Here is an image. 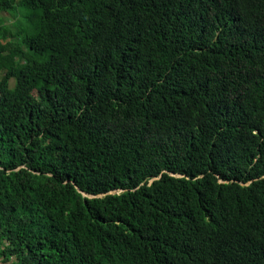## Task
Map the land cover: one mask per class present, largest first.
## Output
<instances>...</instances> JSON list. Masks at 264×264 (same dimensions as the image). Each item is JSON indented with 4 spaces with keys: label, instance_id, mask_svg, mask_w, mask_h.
Segmentation results:
<instances>
[{
    "label": "trees",
    "instance_id": "1",
    "mask_svg": "<svg viewBox=\"0 0 264 264\" xmlns=\"http://www.w3.org/2000/svg\"><path fill=\"white\" fill-rule=\"evenodd\" d=\"M0 253L264 264V0H0Z\"/></svg>",
    "mask_w": 264,
    "mask_h": 264
},
{
    "label": "rangeland",
    "instance_id": "2",
    "mask_svg": "<svg viewBox=\"0 0 264 264\" xmlns=\"http://www.w3.org/2000/svg\"><path fill=\"white\" fill-rule=\"evenodd\" d=\"M18 15H19V17H18L19 25H20V23H23V26L25 27L27 24L26 20L24 19L25 12H19ZM6 24H10V22H6Z\"/></svg>",
    "mask_w": 264,
    "mask_h": 264
},
{
    "label": "crops",
    "instance_id": "3",
    "mask_svg": "<svg viewBox=\"0 0 264 264\" xmlns=\"http://www.w3.org/2000/svg\"><path fill=\"white\" fill-rule=\"evenodd\" d=\"M16 261L14 259L8 261L6 260L5 256H3L1 253H0V264H15Z\"/></svg>",
    "mask_w": 264,
    "mask_h": 264
}]
</instances>
